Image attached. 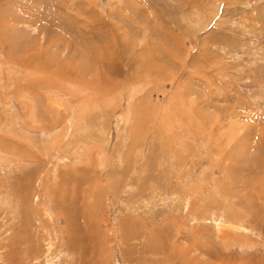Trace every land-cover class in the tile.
<instances>
[{
    "label": "rangeland",
    "instance_id": "obj_1",
    "mask_svg": "<svg viewBox=\"0 0 264 264\" xmlns=\"http://www.w3.org/2000/svg\"><path fill=\"white\" fill-rule=\"evenodd\" d=\"M0 264H264V0H0Z\"/></svg>",
    "mask_w": 264,
    "mask_h": 264
},
{
    "label": "bare ground",
    "instance_id": "obj_2",
    "mask_svg": "<svg viewBox=\"0 0 264 264\" xmlns=\"http://www.w3.org/2000/svg\"><path fill=\"white\" fill-rule=\"evenodd\" d=\"M67 196V195H66ZM65 200V199H64Z\"/></svg>",
    "mask_w": 264,
    "mask_h": 264
}]
</instances>
